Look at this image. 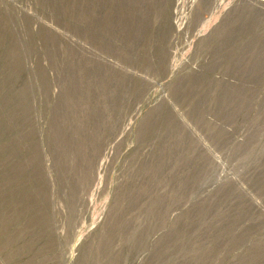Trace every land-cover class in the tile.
I'll list each match as a JSON object with an SVG mask.
<instances>
[{
	"label": "rangeland",
	"instance_id": "1",
	"mask_svg": "<svg viewBox=\"0 0 264 264\" xmlns=\"http://www.w3.org/2000/svg\"><path fill=\"white\" fill-rule=\"evenodd\" d=\"M0 264H264V0H0Z\"/></svg>",
	"mask_w": 264,
	"mask_h": 264
}]
</instances>
